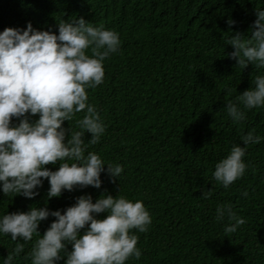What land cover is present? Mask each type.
<instances>
[{
	"label": "trees",
	"instance_id": "trees-1",
	"mask_svg": "<svg viewBox=\"0 0 264 264\" xmlns=\"http://www.w3.org/2000/svg\"><path fill=\"white\" fill-rule=\"evenodd\" d=\"M256 7L264 8V0H0V32L26 30L31 22L58 35L60 20L82 16L120 34V51L104 62V83L88 90L106 125L88 151L124 166L116 183L105 173L100 189L77 188L51 200L47 181L31 200L0 191V216L33 206L66 209L88 194L94 202L105 193L120 194L142 200L152 217L147 232H136L141 259L127 264H264V140L248 146L242 179L227 189L213 179L215 165L233 146H243L242 136L254 130L264 137V107L247 111L239 124L226 111L256 75H264L254 65L237 67L227 45V20L237 21L233 34L248 36ZM83 115L71 122L75 130ZM47 167L58 170L59 162ZM221 204H231L246 220L230 236L224 232L227 220L216 219ZM54 219L41 223V235ZM39 238L25 243L15 264H31ZM16 244L10 234L0 235V264Z\"/></svg>",
	"mask_w": 264,
	"mask_h": 264
},
{
	"label": "clouds",
	"instance_id": "clouds-1",
	"mask_svg": "<svg viewBox=\"0 0 264 264\" xmlns=\"http://www.w3.org/2000/svg\"><path fill=\"white\" fill-rule=\"evenodd\" d=\"M255 15L248 36L240 31L233 34L237 21L227 20L231 34L227 45L233 48L229 56L244 70L249 65L264 69V8L256 7ZM120 49L118 32L94 26L82 16L60 20L58 35L55 29L40 31L31 22L26 30L9 27L0 32V191L4 195L35 199L47 181L51 200L77 188L100 189L105 173L112 183L119 180L122 164L106 163L88 151L106 132L100 112L89 103L88 90L104 83V62ZM258 107H264V75H256L251 89L229 101L226 111L239 124L247 111ZM78 113L84 115L76 120L79 130H75L71 122ZM14 119L18 123L13 124ZM65 121L71 127L65 128ZM86 134H91L90 140L86 141ZM241 139L243 146H233L215 165L213 179L225 189L244 177L247 148L264 137L253 130ZM58 162V170L47 167ZM210 194L204 192L203 198ZM100 214L106 216L98 218ZM50 217L55 219L41 235L38 229ZM216 219L227 220L228 236L246 223L231 204L219 205ZM151 224L142 200L120 194L105 193L95 202L91 194L79 196L75 204L60 210L33 206L27 212L0 216V235L10 234L17 242L3 264H15L34 236L40 238L33 246L31 264H58L65 256V264H127L131 258L141 259L136 232H147Z\"/></svg>",
	"mask_w": 264,
	"mask_h": 264
}]
</instances>
